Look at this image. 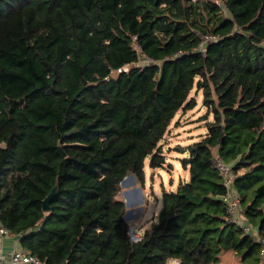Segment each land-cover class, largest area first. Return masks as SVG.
Returning a JSON list of instances; mask_svg holds the SVG:
<instances>
[{
    "label": "trees",
    "instance_id": "16d2710c",
    "mask_svg": "<svg viewBox=\"0 0 264 264\" xmlns=\"http://www.w3.org/2000/svg\"><path fill=\"white\" fill-rule=\"evenodd\" d=\"M194 89L207 133L176 149L189 177L134 242L121 183L167 164ZM217 154L264 235V0H0V223L44 264H261Z\"/></svg>",
    "mask_w": 264,
    "mask_h": 264
},
{
    "label": "rangeland",
    "instance_id": "374dc122",
    "mask_svg": "<svg viewBox=\"0 0 264 264\" xmlns=\"http://www.w3.org/2000/svg\"><path fill=\"white\" fill-rule=\"evenodd\" d=\"M208 40L210 39H205V41ZM139 53V61L134 64L135 66H144L150 63L144 54ZM191 97L196 98L197 106L192 110L179 111L165 136L163 144L164 152L167 156V164L163 168H151L147 162L144 185L133 174L128 175L127 179L121 183V191L118 194V198L126 202V220L130 227L136 228V231H139L142 225L149 223L150 219L160 212L163 205V191L174 190L181 180L188 179L189 172L182 166V159L186 156V153H184V150H181V152L176 149L186 147L207 132L205 129L206 120L203 117L208 111L204 105L202 90L194 89L191 92ZM243 172L244 169L239 171V173ZM242 207V214L255 229L257 226L254 219L247 217L244 206L242 205ZM253 235L258 238L256 231L253 232ZM217 264L243 263L241 255L236 253V251L230 250L221 254V261Z\"/></svg>",
    "mask_w": 264,
    "mask_h": 264
},
{
    "label": "built area",
    "instance_id": "2783aa9c",
    "mask_svg": "<svg viewBox=\"0 0 264 264\" xmlns=\"http://www.w3.org/2000/svg\"><path fill=\"white\" fill-rule=\"evenodd\" d=\"M210 40L213 39V36L208 37ZM215 164L224 179V184L227 188L226 194L222 196V199L226 205L227 209V220L233 223L236 227H240L243 230L244 234L253 235V232L256 231L258 234V238L256 240L260 243V256L262 258L261 264H264V235H260L258 233L257 228H253L252 226L242 214L243 203L240 195L236 191L234 187V179L236 174L233 172L230 164L226 163L220 155H216ZM246 221V222H245ZM12 231L7 227L0 226V234H11ZM132 241L137 242L140 241L143 235L136 231V228L131 226L129 230ZM0 257L5 258V255H1ZM6 261L8 264H44L40 261L32 252L25 248L20 247L12 250L7 256Z\"/></svg>",
    "mask_w": 264,
    "mask_h": 264
},
{
    "label": "crops",
    "instance_id": "0c3cea01",
    "mask_svg": "<svg viewBox=\"0 0 264 264\" xmlns=\"http://www.w3.org/2000/svg\"><path fill=\"white\" fill-rule=\"evenodd\" d=\"M205 129H206V131H207V127L205 126ZM207 132H205L204 134H206ZM203 134V135H204ZM191 137V136H190ZM202 136H200L199 138H198V140L201 138ZM192 138H194V137H192ZM194 140V139H193ZM189 172V171H188ZM188 177H189V175H188ZM179 185V184H178ZM178 187V186H177ZM177 187H175V189L174 190H176L177 189ZM126 203V202H125ZM126 208H127V204H126ZM158 214V213H157ZM143 217V216H142ZM154 217V216H153ZM152 217V218H153ZM126 218V217H125ZM151 218V219H152ZM147 219V218H146ZM150 219V220H151ZM149 224H150V222L149 223H147V224H144V225H140L141 226V228L139 229V232L141 233V234H143V232H144V229L146 228V227H148L149 226ZM0 226H2L1 225V223H0ZM259 233V232H258ZM20 247H23V245H22V242H21V237L18 235V234H15V233H11V234H5V235H1L0 234V254L1 255H5V258H2V257H0V264H8L7 263V261H6V256L12 251V250H14V249H16V248H20ZM230 251V250H229ZM168 264H181V262H180V260L179 259H177V258H171V259H169V261H168Z\"/></svg>",
    "mask_w": 264,
    "mask_h": 264
},
{
    "label": "water",
    "instance_id": "95a60500",
    "mask_svg": "<svg viewBox=\"0 0 264 264\" xmlns=\"http://www.w3.org/2000/svg\"><path fill=\"white\" fill-rule=\"evenodd\" d=\"M127 179V177H125V179L124 180H126ZM123 180V181H124ZM57 191H58V185H56L54 188H53V190L51 191V193L45 198V200H44V203H43V208H44V210H49L50 209V200L52 199V197L57 193Z\"/></svg>",
    "mask_w": 264,
    "mask_h": 264
}]
</instances>
